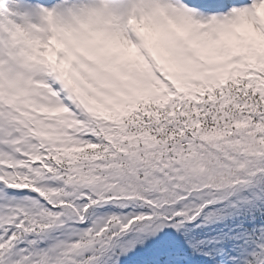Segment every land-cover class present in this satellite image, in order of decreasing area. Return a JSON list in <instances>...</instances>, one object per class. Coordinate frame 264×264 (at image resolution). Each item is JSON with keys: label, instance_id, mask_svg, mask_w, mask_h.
I'll return each instance as SVG.
<instances>
[{"label": "snow or ice", "instance_id": "snow-or-ice-1", "mask_svg": "<svg viewBox=\"0 0 264 264\" xmlns=\"http://www.w3.org/2000/svg\"><path fill=\"white\" fill-rule=\"evenodd\" d=\"M0 264H264V0H0Z\"/></svg>", "mask_w": 264, "mask_h": 264}]
</instances>
